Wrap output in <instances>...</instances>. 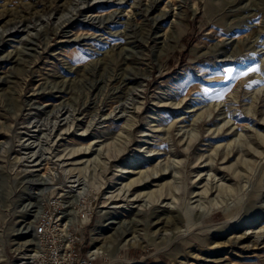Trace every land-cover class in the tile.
Returning <instances> with one entry per match:
<instances>
[{
    "label": "rangeland",
    "instance_id": "rangeland-1",
    "mask_svg": "<svg viewBox=\"0 0 264 264\" xmlns=\"http://www.w3.org/2000/svg\"><path fill=\"white\" fill-rule=\"evenodd\" d=\"M140 171L165 176L134 201ZM61 235L97 264H264V0H0V264Z\"/></svg>",
    "mask_w": 264,
    "mask_h": 264
},
{
    "label": "bare ground",
    "instance_id": "bare-ground-1",
    "mask_svg": "<svg viewBox=\"0 0 264 264\" xmlns=\"http://www.w3.org/2000/svg\"><path fill=\"white\" fill-rule=\"evenodd\" d=\"M152 6V5H151ZM107 14V13H106ZM113 15H117V12L116 13H114ZM98 17V16H97ZM97 17L96 16H93L92 17V20H97ZM102 18V17H101ZM110 18V17H109ZM101 20V19H100ZM102 21V20H101ZM60 121V120H59ZM59 138V137H58ZM75 153H76V151H75ZM83 154V153H82ZM82 154L81 153H78L77 152V154H73L69 159H71L72 160V163L71 164H74V163H76V164H78V162H80V160H81V158L83 157L82 156ZM84 154H86V153H84ZM228 156V155H227ZM227 156L225 155V158H227ZM67 160H68V158H67ZM82 161V160H81ZM84 161V160H83ZM211 164V163H210ZM39 165V164H38ZM161 171V170H160ZM124 173V172H123ZM137 174H140V175H138L136 178H133V179H131L128 183H126V185H128V186H130V187H132L133 186V190H134V193H135V195H136V197H134V201H136V200H139V198L142 196V195H152L153 194V192H156L155 190L153 191V190H151L150 189V185L151 184H153L155 181H157L158 179H162L164 176H165V174H159V172H156V173H154V174H151V175H144L141 171L140 172H138ZM158 174L160 175V176H158ZM161 186H163V184H160ZM149 189V190H148ZM134 193H133V195H134ZM161 194V193H160ZM109 197H111V196H108V198ZM151 197V196H150ZM161 197V196H160ZM104 206V205H103ZM107 206V204L105 205V207ZM113 207V206H112ZM114 207H117V206H114ZM158 217V220H157V222H156V224L157 223H160V222H162L163 224H166V225H168V224H170V222L171 223H173L174 224V222L176 223L177 222V219L175 218V217H170V216H167V217H164V218H161V216L159 215V216H157ZM137 233V230H131V231H128L127 233H125V237H127L126 238V241H125V245H128V246H135V245H137V244H139V245H141L142 244V242H143V237H141L140 236V234H136ZM164 236V235H163ZM161 237L160 239H161V241L163 242V241H165L166 239H164L165 237ZM261 238V237H260ZM248 239V237L247 236H243V237H240V239L237 241L238 242V244H242V246H243V244H244V242H245V240H247ZM262 239V238H261ZM264 239V238H263ZM262 239V240H263ZM259 241V240H258ZM264 243V242H263ZM253 244V243H252ZM245 245V244H244ZM258 245H260V243H258V242H255L254 243V246H258ZM251 245H247V246H243V248H245L246 250L247 249H249V247H250ZM106 250H108L107 248H109V245H101V246H99V247H95V249L94 250H89V252L90 253H105V249ZM253 248V247H252ZM254 248H256V247H254ZM103 249V250H102ZM31 256V255H30Z\"/></svg>",
    "mask_w": 264,
    "mask_h": 264
},
{
    "label": "built area",
    "instance_id": "built-area-1",
    "mask_svg": "<svg viewBox=\"0 0 264 264\" xmlns=\"http://www.w3.org/2000/svg\"><path fill=\"white\" fill-rule=\"evenodd\" d=\"M45 233V226L44 224H39L35 228V235L40 236V234ZM60 238L58 239L59 245L66 244L67 249L63 248V252H60V248H57V250H53L52 253L54 254V260L49 262V263H43L40 260H42L43 256L45 253H47V250L43 248V239L41 237H38V240H35L33 244L35 245L36 249L35 252H33V258L35 262L33 264H97L96 260H101L103 261V254L101 253H90L89 251L86 253L85 257H82L81 259L77 258H69L65 252H70L72 249L74 250V243L75 239H78V236L74 238L73 236H66V235H61L59 236ZM68 239V241H67ZM65 241V242H64ZM77 241V240H76ZM71 245V247H69ZM82 247V245H81ZM80 247V248H81ZM100 264H104L101 262Z\"/></svg>",
    "mask_w": 264,
    "mask_h": 264
},
{
    "label": "snow or ice",
    "instance_id": "snow-or-ice-1",
    "mask_svg": "<svg viewBox=\"0 0 264 264\" xmlns=\"http://www.w3.org/2000/svg\"><path fill=\"white\" fill-rule=\"evenodd\" d=\"M255 70H258V69H254V71ZM228 72H229V74H231V69H229ZM242 75H247V73L246 72L245 73H242Z\"/></svg>",
    "mask_w": 264,
    "mask_h": 264
}]
</instances>
